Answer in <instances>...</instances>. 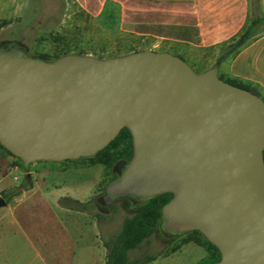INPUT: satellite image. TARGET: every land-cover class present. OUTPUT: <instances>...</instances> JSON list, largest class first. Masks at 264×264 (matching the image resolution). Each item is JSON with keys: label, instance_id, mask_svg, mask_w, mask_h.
<instances>
[{"label": "water", "instance_id": "water-1", "mask_svg": "<svg viewBox=\"0 0 264 264\" xmlns=\"http://www.w3.org/2000/svg\"><path fill=\"white\" fill-rule=\"evenodd\" d=\"M219 74L168 52L45 61L0 50V145L27 171L92 158L127 128L134 155L105 204L172 194L167 236L200 232L221 253L214 264H264V100Z\"/></svg>", "mask_w": 264, "mask_h": 264}, {"label": "rangeland", "instance_id": "rangeland-1", "mask_svg": "<svg viewBox=\"0 0 264 264\" xmlns=\"http://www.w3.org/2000/svg\"><path fill=\"white\" fill-rule=\"evenodd\" d=\"M113 9L95 20L75 0H0V49L23 47L32 57L54 58L61 44L68 42L72 47L79 46L88 56L105 59L119 51L125 52L127 47L136 46L138 51L173 47L171 43L142 41L127 32L116 33L117 21L110 15ZM263 30L261 26L259 32ZM178 50L198 73L214 66L219 55L218 50L187 46H180ZM219 76L225 79V74ZM113 152L61 163L37 162L26 171L18 158L0 147V188L5 189L0 196L4 194L9 200L11 191L21 186L26 188L30 183L36 186L28 194L34 195L29 205L32 214H36L29 219L30 234L34 238L38 233L40 237V245H13L8 251L0 250L3 252L0 264H100L105 260L104 242L111 244L126 218L138 210L125 207L122 201L110 206L102 201L113 178L112 169L104 160ZM160 230L129 252L131 262L164 255L167 258L157 259L156 264L219 262L208 252L199 234L191 232L172 238ZM190 237L200 239L202 245L186 242ZM42 240L46 245H41Z\"/></svg>", "mask_w": 264, "mask_h": 264}, {"label": "crops", "instance_id": "crops-1", "mask_svg": "<svg viewBox=\"0 0 264 264\" xmlns=\"http://www.w3.org/2000/svg\"><path fill=\"white\" fill-rule=\"evenodd\" d=\"M75 2L87 15L94 18L105 15L112 7H119V29L122 32L155 41L160 45L171 43L173 47L178 44V47L187 46L201 50L215 48L238 35L245 27L250 11L249 0H75ZM261 3L264 9V0ZM261 33L237 55L224 61L219 69L220 73L225 74L226 79L250 84L258 88L264 97V30ZM35 188L33 184L31 190H24L22 194L14 197L12 191L9 193L12 200L10 203L7 201V207L0 209V250L8 251L13 245H40L38 233L34 238L33 234H30L29 219L36 214H32L29 205L32 200L30 198L34 195L28 194L34 192ZM19 189L24 187L21 186ZM4 190L0 188V195ZM101 230L103 233L102 227ZM41 245H46L45 241L42 240ZM107 253L106 249L105 260L100 264H105ZM2 254L0 251V256ZM159 258L167 256H159L157 259ZM157 259L148 264H156Z\"/></svg>", "mask_w": 264, "mask_h": 264}, {"label": "trees", "instance_id": "trees-1", "mask_svg": "<svg viewBox=\"0 0 264 264\" xmlns=\"http://www.w3.org/2000/svg\"><path fill=\"white\" fill-rule=\"evenodd\" d=\"M261 2L262 0H249V4H250L249 17L247 19V23L245 27L238 35H236L229 41L218 45L215 48L207 49V50H218L219 52V55L217 56L216 64L213 67L215 66L220 67L224 61L237 55L241 50L246 48L251 42L256 40L262 34L261 32H259L261 26H264V9L262 8ZM119 14H120L119 7H115L112 13L110 14L111 16L112 15L115 16V19L117 21L115 32L118 34L122 33V31L119 29V21H120ZM102 17L103 16L94 19L98 20L99 18ZM132 37H135L142 41L149 40L138 36L137 37L132 36ZM176 45H177L176 47L174 46L171 47L170 49H164L162 51L172 53L176 56L181 57L185 61H189L185 57V55L182 54L180 50H178L179 49L178 44ZM134 47L135 48L127 47L124 49L125 52H122L123 51L122 50L119 51L120 53L118 54H112L111 56L103 57V58L119 57V56L138 52L136 46ZM69 54L87 55L79 46L74 45V47H72V44L68 42H64L59 47L57 54L55 55L54 58H48L45 55L40 56L38 58L43 59L45 61H54L62 56ZM208 69H203L202 72L207 71ZM224 80L234 86L249 90L264 100V97H262L261 93L255 88H253L252 85L244 84L226 78ZM0 147L3 148L1 145ZM3 149L6 150L5 148ZM111 150H114L113 154L104 160V163L107 165L109 169H112L114 165L121 159L124 158L131 159L133 157L134 155L133 139L130 131L127 128L123 129L120 135L117 137V139L113 141L105 150L99 152L96 156L105 155ZM7 152L11 154L9 151ZM21 164L24 168V164L22 161ZM32 188H33V184L30 183L29 186H27L24 189H17L13 191L12 196L13 197L19 196L20 194H22L24 190H30ZM3 198H5L8 201V203H10V201L12 200V197L10 195H9V200L8 198L4 197V194H3ZM172 198H173L172 194H164L144 202L137 201L133 198H125L126 200H130L135 205H137L138 210L132 216L126 218L120 234L112 240L111 244L107 242L104 243L108 251L107 260L105 264H148L152 261H155L159 256L158 257L149 256L142 261L131 262L129 260V252L131 250L140 247L145 241H148L154 235L156 229L159 228L162 224L163 209L172 200ZM195 233L203 237V239L205 240V245H207L206 249L208 250V252L211 253L212 256H215L218 261H220L221 253L217 249V247L211 244L200 232L196 231ZM186 242L188 243L195 242L197 244L202 245V242L198 238L190 237V239H188Z\"/></svg>", "mask_w": 264, "mask_h": 264}, {"label": "flooded vegetation", "instance_id": "flooded-vegetation-1", "mask_svg": "<svg viewBox=\"0 0 264 264\" xmlns=\"http://www.w3.org/2000/svg\"><path fill=\"white\" fill-rule=\"evenodd\" d=\"M15 48H19V49H24L23 47H12V48H5V49H0V50H3V51H12L13 49ZM133 158V157H132ZM131 159H121L120 161H118V163L116 165H114V167L112 168L111 172L113 174V178L111 181H113L114 179L118 178L121 174V172L125 169V167L129 164V162L132 160ZM110 181V182H111ZM119 201H122L124 202L125 204V207H128L130 209H138V206L135 205L133 202H131L130 200H126L125 198L123 199H120ZM157 231H161L160 230V227L156 229L155 232ZM163 231V230H162ZM165 234V232H163Z\"/></svg>", "mask_w": 264, "mask_h": 264}]
</instances>
